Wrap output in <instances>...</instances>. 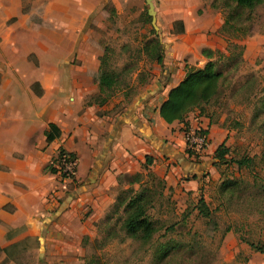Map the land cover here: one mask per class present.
Returning <instances> with one entry per match:
<instances>
[{
    "label": "crops",
    "instance_id": "obj_1",
    "mask_svg": "<svg viewBox=\"0 0 264 264\" xmlns=\"http://www.w3.org/2000/svg\"><path fill=\"white\" fill-rule=\"evenodd\" d=\"M101 1L0 0V253L18 240H6L5 231H25L21 238L49 230L74 197L92 198L90 194L118 185L120 176L146 173V155L152 157L148 169L172 186L179 168L197 174L196 180L186 178L181 185L191 189L200 182L207 161L188 159L182 129L188 123L209 134L211 123L197 109L183 121L167 123L158 108L183 79L186 64L202 67L208 61L203 48L226 51L219 33L221 12L210 0H152L160 39L168 47L163 66L152 62L144 90L111 115L98 111L122 103L125 89L103 103L91 101L98 94L94 74L104 50L88 17ZM124 2L126 8L135 5L140 10L147 5L145 0ZM145 14L147 19V9ZM175 21L182 22V31L173 32ZM241 43L243 60L264 71V34L247 36ZM257 56L262 58L259 65ZM46 131L56 136L47 140ZM60 148L77 155V178L84 183L63 202L66 210L44 216L47 202L59 193V173L51 172L49 165ZM34 214L40 217L33 220ZM226 238L231 240V233ZM237 250H230V257ZM252 255L246 264H264L262 255Z\"/></svg>",
    "mask_w": 264,
    "mask_h": 264
},
{
    "label": "rangeland",
    "instance_id": "obj_2",
    "mask_svg": "<svg viewBox=\"0 0 264 264\" xmlns=\"http://www.w3.org/2000/svg\"><path fill=\"white\" fill-rule=\"evenodd\" d=\"M140 9L135 5L126 8L124 0H102L98 10L88 17L91 25L98 29L102 50L105 45L113 50L109 67L116 70L132 67L123 71V80L113 92L116 95L125 89L122 103H114L109 110L98 113L114 115L127 107L144 90V82L149 79L153 61L147 60L137 49L146 37H151L152 25L151 18L146 19L147 5ZM252 29V35L264 34V6L258 10ZM157 34L160 38L159 28ZM254 61L259 65L262 58L257 56ZM254 66L243 60V54L237 69L220 64L225 78L217 96L204 105V117L211 122L204 152L195 155L188 152L184 144L188 159L201 164L207 161L201 166L200 182L191 189L181 185L184 179L196 180L197 176L192 172L183 173L182 168L173 186L164 176L156 174L165 186L148 210L156 227L148 242L127 235L120 227L122 215L110 214L118 193L129 186L130 173L104 193L90 194L92 198L74 197L67 210L63 208L66 210L63 216L55 219L47 231H34L21 238L25 231H5L6 240H18L12 242L7 252L0 253V264H246L254 257L253 253L264 257V161L260 159L264 111L256 112L258 99L251 98L252 92L264 84V71ZM95 98L91 101L95 102ZM222 143L228 150L226 162L216 165L215 150ZM71 156L75 162L71 165L73 173L66 177L59 175L55 190L59 193L47 202L44 216L61 209L67 197L84 183L77 178L78 157L74 152ZM241 157H254L256 164L252 168H238L232 160ZM226 178L238 184L231 194L219 190L221 181ZM132 187L137 189L138 184L133 183ZM200 198L208 207L207 217L198 210ZM37 217L40 216L34 214L32 219ZM228 233L231 240L226 238ZM247 242L253 243L255 248ZM161 243L172 247L165 259L156 261L155 250ZM237 247L234 258L230 257V250Z\"/></svg>",
    "mask_w": 264,
    "mask_h": 264
},
{
    "label": "trees",
    "instance_id": "obj_3",
    "mask_svg": "<svg viewBox=\"0 0 264 264\" xmlns=\"http://www.w3.org/2000/svg\"><path fill=\"white\" fill-rule=\"evenodd\" d=\"M210 6L220 9L223 13V22L219 33L226 40V51L203 48L201 53L208 58V61L202 67L185 65L183 79L169 90L166 99L158 108L159 115L167 123L175 120L183 121L186 115L195 109L199 110L201 115H205L204 105L217 96L221 81L225 78V73L220 68V64L223 63L224 66H229L230 69L239 67L244 50V45L241 41L252 35L254 19L258 15V10L264 6V0H213ZM147 20L150 21L148 16ZM176 25H178L177 30H175ZM180 31H182V22L175 21L173 23V32ZM150 33L151 37H146L137 51L142 53L147 60L156 62L162 67V60L167 45L161 41L153 27L150 28ZM112 52L113 50L110 47L104 48L100 57L98 71L94 74V80L98 85V94L95 100L99 103H103L110 98L115 89L120 86L123 80L121 79L123 71L132 69V67H128L116 70L109 67V59ZM213 56L215 58L211 59ZM251 98L258 99L259 105L256 112L264 111V84L257 88L255 92H252ZM187 125L189 124L185 126ZM262 127L263 148L260 159L264 161V122ZM50 129L57 130L54 125H50ZM205 132L207 133V130ZM46 136L47 140H51L56 134L46 131ZM188 152L192 153L189 149ZM227 152L228 150L223 143L216 148L214 156L217 160L216 165L226 162L225 155ZM65 153L71 156V153L66 152L62 148L58 150L57 156L49 165L51 172H58L57 162ZM232 161L238 168H252L256 164L254 157H241ZM151 162L152 157L146 155L143 164L146 173L135 172L129 175L127 180L129 186L118 193L111 210L112 213H110L112 215L121 214L120 227L123 232L129 236L138 237L144 242H148L156 231L155 222L150 217L148 210L154 206L157 197L162 195V190L165 186L164 181L148 169V165ZM121 177H118V182L121 181ZM133 183L138 184L137 189L132 187ZM237 185L236 180L226 178L221 181L219 190L222 193L229 191L231 194ZM63 208L65 206H61V209ZM198 210L204 217L209 215L208 207L202 198L199 199ZM13 244L1 248V250L7 252ZM247 244L251 248H255L253 243L247 242ZM171 247L166 243L159 244L155 250V260L161 261L165 259Z\"/></svg>",
    "mask_w": 264,
    "mask_h": 264
},
{
    "label": "built area",
    "instance_id": "obj_4",
    "mask_svg": "<svg viewBox=\"0 0 264 264\" xmlns=\"http://www.w3.org/2000/svg\"><path fill=\"white\" fill-rule=\"evenodd\" d=\"M183 136L187 149L191 150L193 154L199 155L204 151L208 139L205 129L201 126H185ZM73 164H75V162L72 156L68 153L63 154L56 165L59 169V175L66 177L69 176L70 173H73V167L71 168Z\"/></svg>",
    "mask_w": 264,
    "mask_h": 264
},
{
    "label": "water",
    "instance_id": "obj_5",
    "mask_svg": "<svg viewBox=\"0 0 264 264\" xmlns=\"http://www.w3.org/2000/svg\"><path fill=\"white\" fill-rule=\"evenodd\" d=\"M147 4V14L151 17V24L155 31H158V27L156 25V18H155V10L154 4L152 0H145Z\"/></svg>",
    "mask_w": 264,
    "mask_h": 264
}]
</instances>
